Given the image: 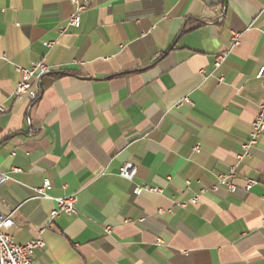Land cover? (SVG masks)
Returning <instances> with one entry per match:
<instances>
[{"label":"crops","instance_id":"1","mask_svg":"<svg viewBox=\"0 0 264 264\" xmlns=\"http://www.w3.org/2000/svg\"><path fill=\"white\" fill-rule=\"evenodd\" d=\"M74 1L86 7L78 29ZM37 62L51 70L40 100H17L19 68ZM263 67L264 0H0L9 233L42 237L34 264H264V135L239 158ZM232 167L236 193L216 189ZM45 179L49 198L37 192ZM66 197L77 214L50 223Z\"/></svg>","mask_w":264,"mask_h":264},{"label":"built area","instance_id":"2","mask_svg":"<svg viewBox=\"0 0 264 264\" xmlns=\"http://www.w3.org/2000/svg\"><path fill=\"white\" fill-rule=\"evenodd\" d=\"M91 1V0H89ZM76 12L69 19V26L73 28H80L81 16L86 10V7L77 3ZM222 22V18L219 19ZM239 45V36L235 35L232 46ZM229 52H223L218 54L215 59V67L220 68L227 60ZM22 74V79L18 84L15 96L16 99L28 98L32 104L37 103L41 98L39 90V82L41 78L49 73L51 70L43 63H33L30 69L19 68ZM257 78L261 81L264 88V67L259 71ZM187 102H190L188 99ZM180 106L183 103L179 104ZM5 112V108L0 105V114ZM28 125L32 126V119H27ZM33 133L32 130H30ZM264 135V97L259 105L257 116L252 124V131L247 142L242 145L243 153L239 157L241 160L244 158L252 157V150L258 145L260 139ZM198 150V148H196ZM121 176L127 180H133L136 176V169L134 165L127 164L121 169ZM237 177V169L232 167L227 174H221L218 179L216 189L220 186L226 187L231 194L236 193L237 186L234 181ZM9 181L6 174L0 172V187L5 185ZM257 185V181L248 179L245 185V191L250 192L254 186ZM52 189V182L50 179H45L41 188L37 190L41 197L49 198L47 192ZM159 192V189L149 186H136L133 190L134 195H141L143 192ZM57 208L50 214V223L56 220L60 216H74L77 214V199L75 197H66L56 199ZM192 203L196 204L197 199H194ZM186 206V204H183ZM13 214V213H12ZM14 221L12 215L4 217L0 215V264H34L36 251L43 250L46 246L42 237H38L25 245L18 244L9 230L13 227ZM107 232L110 233L111 229L107 228ZM158 242H161L158 240Z\"/></svg>","mask_w":264,"mask_h":264}]
</instances>
